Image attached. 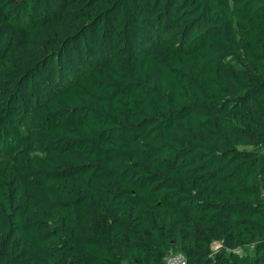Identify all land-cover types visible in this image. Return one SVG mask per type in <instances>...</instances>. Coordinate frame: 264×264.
Wrapping results in <instances>:
<instances>
[{"label":"trees","instance_id":"obj_1","mask_svg":"<svg viewBox=\"0 0 264 264\" xmlns=\"http://www.w3.org/2000/svg\"><path fill=\"white\" fill-rule=\"evenodd\" d=\"M168 253L264 264V0H0V264Z\"/></svg>","mask_w":264,"mask_h":264},{"label":"built area","instance_id":"obj_2","mask_svg":"<svg viewBox=\"0 0 264 264\" xmlns=\"http://www.w3.org/2000/svg\"><path fill=\"white\" fill-rule=\"evenodd\" d=\"M164 261L166 264H187L185 256L181 253H168Z\"/></svg>","mask_w":264,"mask_h":264},{"label":"rangeland","instance_id":"obj_3","mask_svg":"<svg viewBox=\"0 0 264 264\" xmlns=\"http://www.w3.org/2000/svg\"><path fill=\"white\" fill-rule=\"evenodd\" d=\"M213 247H214V248L217 247V244H213Z\"/></svg>","mask_w":264,"mask_h":264}]
</instances>
